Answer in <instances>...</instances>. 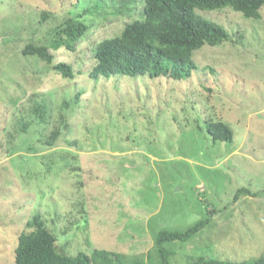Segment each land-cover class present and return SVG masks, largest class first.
I'll use <instances>...</instances> for the list:
<instances>
[{"label":"rangeland","instance_id":"rangeland-1","mask_svg":"<svg viewBox=\"0 0 264 264\" xmlns=\"http://www.w3.org/2000/svg\"><path fill=\"white\" fill-rule=\"evenodd\" d=\"M95 1L0 0V264H14L18 236L37 213L70 254L104 248L121 252V264H155L158 231H185L206 218L187 241L164 244L171 264L263 255L264 6L259 18L230 6L196 11L222 25L229 39L196 50L199 68L187 80L97 81L82 72L38 83L48 68L19 53L33 40V24L46 11L83 18L86 37L74 52L56 51V59L87 70L91 62L81 56L127 20L103 19ZM26 85L49 92L54 112L20 135L21 118L28 119L20 112ZM76 92L70 127L53 148L42 146L40 136L54 128L63 99ZM210 120L229 124L232 141H214ZM242 187L259 193L234 200Z\"/></svg>","mask_w":264,"mask_h":264},{"label":"trees","instance_id":"trees-1","mask_svg":"<svg viewBox=\"0 0 264 264\" xmlns=\"http://www.w3.org/2000/svg\"><path fill=\"white\" fill-rule=\"evenodd\" d=\"M109 2L111 4L107 7L103 0H97L94 9L102 14L103 19L124 16L127 20L118 33L102 39L89 49L87 55L85 53L83 57L81 56L91 62L87 70L79 69L81 67L76 65L77 62L57 60L56 51L62 48L76 51L78 43L86 37L90 25L83 18L76 16H63L61 13L56 15L55 11L41 13L37 22L33 24L35 28L33 40L24 43V47L19 50V53L25 56L38 58L37 60L48 68L42 79L37 80L38 83L44 81L50 74L74 80L77 74L82 72H87L89 78L97 81L110 80L120 75L187 80L199 68L193 58L196 50L205 44L214 46L229 39V33L222 25L201 17L196 11L230 6L246 17L259 18L260 9L264 6V0H142L139 3H134V0H109ZM53 16L59 18L57 22L51 21ZM47 23L50 25L48 30L45 28ZM43 28L45 35L39 36ZM82 61L81 66L86 63ZM22 79L20 78L19 84ZM26 88V103L20 104V112L28 119L21 118L20 135L35 130L36 119H43L42 124L48 123L54 112L49 92L28 85ZM80 96L81 93L76 92L70 97L71 100L63 99L60 118L53 123L54 128L40 136L42 146H54L63 134V129L70 127L67 116L75 110L72 104H77ZM46 97L49 98V102L43 99ZM209 122L207 129L214 141H232L234 131L229 124L222 120ZM71 144L76 146L75 140ZM39 158L40 155L35 156L34 160ZM258 193L242 187L237 190L234 200L241 194L256 196ZM209 221L207 218L199 220L185 231H158L154 247L157 252L155 264H171V253L164 247L166 242L187 241ZM123 258L121 252L104 248L70 254L59 243L57 232L50 229L42 215L37 213L27 222L26 230L18 236L14 264H121ZM192 264H264V254L252 260L237 262L201 258V261Z\"/></svg>","mask_w":264,"mask_h":264}]
</instances>
